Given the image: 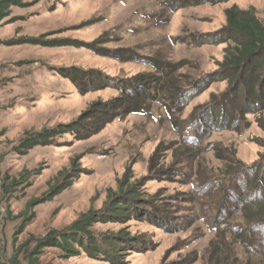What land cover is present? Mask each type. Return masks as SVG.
<instances>
[{"label":"rangeland","instance_id":"374dc122","mask_svg":"<svg viewBox=\"0 0 264 264\" xmlns=\"http://www.w3.org/2000/svg\"><path fill=\"white\" fill-rule=\"evenodd\" d=\"M21 2L23 7H11L8 18L15 20L0 23V264L15 247L32 248L34 238L103 209L128 189L168 217L159 223L151 215L154 207L145 205L148 211L136 217L93 224L98 236L133 240V247L120 251L125 254L119 264H264L263 238L245 230L240 204L256 193L249 180L251 166L264 155L258 121L264 120V108L234 126L212 124L204 112L225 92V80L213 81L185 106H172L167 97L171 84L189 93L223 58L227 42L196 45V38L220 30L232 5L263 19L264 0L201 2L175 12L158 0ZM100 35L105 42L96 47L130 48L158 67L95 54L86 46ZM70 67L98 70L121 85L149 74L155 98L146 113L115 117L87 137L65 133L17 153L13 148L25 132L70 123L90 104L121 95L115 85L78 93L60 74ZM59 172L71 185L35 205L34 217L19 231L25 203L60 181ZM229 229L245 230L244 238L234 239ZM36 256L44 264H111L102 255H72L57 247H44Z\"/></svg>","mask_w":264,"mask_h":264},{"label":"trees","instance_id":"16d2710c","mask_svg":"<svg viewBox=\"0 0 264 264\" xmlns=\"http://www.w3.org/2000/svg\"><path fill=\"white\" fill-rule=\"evenodd\" d=\"M159 4L168 9L170 12L192 6L201 2H224L228 0H158ZM23 7L21 0H0V23H11L15 18H8L11 13V7ZM225 25L214 33H201L195 40L196 45L217 44L227 42L224 48L223 58L218 62V68L199 78L195 87L180 92L181 88L171 84L167 90L169 100L172 106H185L188 101L195 95L205 90L210 83L218 80L227 82L226 90L220 97L213 100L208 106V118H211L212 124L221 122L229 127L237 121L243 119L246 114L260 111L264 108V10L263 19L255 14L253 9H240L232 5L225 9ZM194 38V37H193ZM104 36L100 35L92 43L87 44V48L95 54L107 56L119 61H138L153 67H158L156 61L146 56H140L130 48L107 49L96 47L98 44L105 42ZM195 39V38H194ZM54 46H57L55 44ZM167 68V67H166ZM60 74L68 78L78 93L85 94L90 90L100 89L105 86L119 87L120 96L109 102H94L78 117L70 122L59 124L53 128H45L38 132L27 131L19 139L18 144L14 146V151L23 153L37 145H49L52 140L65 133L79 134L81 137H87L96 132L102 125L108 123L115 117H122L132 113H146L149 102L155 98L152 95V79L149 74H137L121 85L119 81H111L98 70L83 71L75 67L60 70ZM106 80L108 82H106ZM110 83V84H109ZM191 93V94H190ZM185 96V99L182 98ZM183 99V100H182ZM236 111V112H235ZM89 121V122H87ZM264 130V120H258ZM209 123V120H206ZM234 126V125H233ZM231 129H236L231 127ZM158 152V147L151 159ZM239 166H243L239 162ZM252 177L249 180V189L256 190L251 197L240 201L245 215V230L253 239L261 236L264 242V155L251 166ZM36 174L38 172H35ZM60 181L50 186V190L43 193L40 198L30 199L25 203L24 210L19 216L22 221L18 227L19 231L28 223L34 214L32 208L51 199L63 189L70 186L72 179L66 180V174L59 172ZM145 205H151L152 202L143 201L137 197L135 190L128 189L126 192L115 195L111 200L105 203L101 210H88L81 214L77 219L72 221L68 226L61 230H50L42 237L34 238L32 248L25 247L21 244L15 247L10 257L1 264H44L36 256L44 247H57L70 254H79L83 250L92 257L102 255L107 257L111 264H119L128 247H133V240L122 234H101L96 235L92 232L91 227L99 222H119L129 219L131 216L136 217L142 211H148ZM154 207L151 215L159 221L167 219L166 210L161 207ZM229 233L234 239H243V231ZM259 232H262L258 234ZM249 238V239H252ZM132 240V241H131ZM249 240L244 242L248 245ZM27 245V242H26ZM77 247V250L74 248ZM264 247V245H263ZM79 249V250H78ZM263 249V248H262ZM22 255V256H20Z\"/></svg>","mask_w":264,"mask_h":264}]
</instances>
